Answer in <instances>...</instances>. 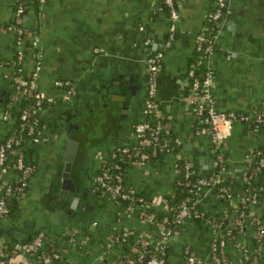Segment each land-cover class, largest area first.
Here are the masks:
<instances>
[{
  "label": "crops",
  "instance_id": "obj_1",
  "mask_svg": "<svg viewBox=\"0 0 264 264\" xmlns=\"http://www.w3.org/2000/svg\"><path fill=\"white\" fill-rule=\"evenodd\" d=\"M175 1L177 29L174 38L164 44L170 18L158 9L157 0H0V138L12 124V119L4 120L2 113L9 109L10 115L16 116L19 112L12 101L15 65L28 77L39 58L37 90L52 98L38 111V132L45 139L35 142L23 136V151L35 172L27 178L25 195L16 199L13 193L11 213L0 219V245L17 249L11 257L14 261L44 264L20 250L22 243L38 231L62 253L49 264H122L136 256L137 248L146 255L155 249L159 233L154 221L142 220L120 202L101 196L94 177L107 150L136 143L133 127L144 118L147 57L163 46L155 98L171 116L178 153H163L143 166L126 165L125 187L154 200L155 217L161 215L162 202L177 189L174 163L181 156L190 160L197 174L217 171L230 176V198L214 190L200 195V207L207 214L228 218L233 205L246 193L240 172L245 154L251 148H264V127L255 131L247 122H232L221 149L225 166L220 170L210 150V135L194 133L197 122L186 109L187 70L215 0ZM19 2L24 5L21 19L26 30L20 56L14 25ZM197 60L214 70L211 92L218 110L249 117L258 114L264 96V0H226L214 52ZM57 80L67 83L58 85ZM69 86L73 93L67 96ZM110 86L122 88L125 96L109 92ZM73 104L80 108V115L75 111L73 116ZM82 127H96L98 134L87 138ZM68 132L79 142L72 175L84 203L72 213L57 208L54 196L48 198L57 192ZM15 177L11 171H0V182H13ZM253 184L261 192L253 212L264 225V169L254 176ZM126 228L132 233L116 239ZM254 231L248 223L243 232L228 239L225 249L229 264H244L240 244L252 246ZM212 238L205 222L186 219L166 242V260L184 264L185 249L190 248L208 264L214 254ZM259 245L264 250V235Z\"/></svg>",
  "mask_w": 264,
  "mask_h": 264
},
{
  "label": "built area",
  "instance_id": "obj_2",
  "mask_svg": "<svg viewBox=\"0 0 264 264\" xmlns=\"http://www.w3.org/2000/svg\"><path fill=\"white\" fill-rule=\"evenodd\" d=\"M175 0H163L169 10V32L164 44H168L175 36L178 22V12ZM158 9H162V5ZM226 0H215L214 8L208 12L206 26L203 34L198 36L196 43L197 54L204 58L209 57L214 52V38L221 24L223 8ZM24 5L17 4L14 20L16 29V47L18 56L21 55V42L26 32L21 15ZM164 47V46H163ZM163 47L149 54L147 57L148 83L146 98L144 100L142 113L144 118L137 122L134 127L136 143L125 144L111 148L104 153L101 162L97 167L94 177V186L101 196L108 200L118 201L127 204L121 206L127 210H133L142 220H152L159 233V240L155 249L146 255L144 250L136 249V256L122 261V264H134L145 262L146 264H170L166 260V242L186 219L202 220L211 231L212 248L214 254L212 261L208 264H229L226 254V244L228 239L238 232H243L249 223L254 226V236L252 246L246 243L240 244L243 253L244 264H264V250L260 247L259 241L264 235V225L259 221L253 212V205L259 199V191L253 184L254 176L264 169V148H251L245 154V163L240 172L247 185L246 193L233 205L228 218L224 215H210L200 207V195L208 190H214L221 196L230 198V184L224 182V176L215 171L207 175L197 174L189 159L178 157L174 163V173L177 174L176 185L185 186L189 193L185 199L175 208L171 207L167 199L162 202L164 212L155 217L152 206L154 200L128 189L124 185V170L120 162L125 161L126 165L134 164L143 166L158 153L166 152L178 153L174 149L173 143H178L171 135V116L164 112L155 98L157 71L163 56ZM37 57V56H36ZM199 67L201 70L196 71ZM40 68V60L37 58L35 66L30 76L24 77L20 73L13 76L14 94L12 101L18 104L25 97H31L33 101L19 109L17 117L20 121L19 132L16 135L0 138V171L7 173L11 171L15 174V180L0 182V219L7 217L11 213L12 195L21 198L25 195L27 178L35 172V166L26 158L23 151V136H29L34 140L42 141L45 137L38 132L39 109L45 102H50L51 97L45 96L37 90V76ZM189 82L188 95L186 97V109L192 114L197 122L195 134L207 133L210 135V150L216 159L220 170L224 169L222 162V147L226 141L227 128L234 121L247 122L252 125L253 130L264 127V96L261 100V111L249 117L248 115L237 113L232 110L221 111L216 108L215 96L211 92L214 83L215 73L211 66H202L198 60L193 62L187 70ZM67 82L56 81V84L63 85ZM73 93L71 86L66 88V95ZM13 103V104H14ZM10 110L2 113L4 120L10 119ZM150 144V149H146L144 144ZM115 158V160H114ZM120 160V162H119ZM192 177V178H191ZM230 177V176H228ZM123 200V201H122ZM132 233V230L125 229L118 233L116 239H124ZM46 236L44 232H36L30 239L20 246V250L44 264H49L54 259L62 256L61 251L50 243V250L43 249L46 246ZM0 242H3L2 229L0 226ZM17 249L8 248L7 245H0V264H22L14 261L11 257L16 255ZM184 264H203L196 257L190 248L185 249Z\"/></svg>",
  "mask_w": 264,
  "mask_h": 264
},
{
  "label": "water",
  "instance_id": "obj_3",
  "mask_svg": "<svg viewBox=\"0 0 264 264\" xmlns=\"http://www.w3.org/2000/svg\"><path fill=\"white\" fill-rule=\"evenodd\" d=\"M109 92L117 93L125 96V90L122 88L115 89L113 86L108 88ZM119 98H112V101H117ZM71 109L73 116H75V111L77 114H81L80 108H76V104H73ZM76 126V125H75ZM66 129L69 131L71 126L65 125ZM78 140L73 138L71 132H68V138L66 140L65 151L63 153L64 165L62 170L58 171L60 173V182L57 187V192L54 194V200L58 201L56 203L57 208L62 209V211L72 213L77 211L84 206L83 202H80L82 195L78 192V188L74 182L72 175V166L75 160V155L78 147ZM92 198V196H91ZM29 237L27 238V240Z\"/></svg>",
  "mask_w": 264,
  "mask_h": 264
},
{
  "label": "trees",
  "instance_id": "obj_4",
  "mask_svg": "<svg viewBox=\"0 0 264 264\" xmlns=\"http://www.w3.org/2000/svg\"><path fill=\"white\" fill-rule=\"evenodd\" d=\"M157 1H158V4L159 5H162V10H164L166 13H169L168 6L163 2V0H157ZM174 2L176 3V1H174ZM198 56L199 55L197 54V50H196V55L190 61V64L189 65H191L193 62H195L197 60ZM200 70L201 69L199 67L196 68V71L197 72L200 71ZM14 73H20L21 74V71L17 70L16 65H15V72ZM189 82H190V78H189ZM32 101H33V99L31 97H25V98H23V100L19 101L18 104H16V107L19 110L23 106H26L29 103H31ZM11 119H12V124L10 126L9 132L5 135L6 137L7 136H10V135H16L19 132L20 121H19L17 115L16 116H13L12 115L11 118H10V120ZM171 135L174 136L173 132L171 133ZM172 145L174 146V149H178V146H179L178 143H173ZM144 146H145L146 149H150V144L145 143ZM161 155L162 154L158 153L156 156L152 157L151 160L156 159V158H158ZM114 160H115V158H114ZM119 162H120V160H119ZM120 163H121V165H122L123 168L126 167V162L125 161L120 162ZM230 181H231L230 177L224 176V182L230 184ZM259 194L261 195V192ZM187 195H190L191 197L193 196L192 193H189L188 192V190H187V188L185 186H182V185L180 187L178 186V188L176 189L175 193L172 196L168 197L167 202H168V204L171 207H173V209H175L185 199V197ZM123 203L124 204H127L128 202L127 201H123ZM123 203H121V204L123 205ZM45 244H46V246H44L43 249L50 250V246H51L50 245V242L49 241H46Z\"/></svg>",
  "mask_w": 264,
  "mask_h": 264
},
{
  "label": "rangeland",
  "instance_id": "obj_5",
  "mask_svg": "<svg viewBox=\"0 0 264 264\" xmlns=\"http://www.w3.org/2000/svg\"><path fill=\"white\" fill-rule=\"evenodd\" d=\"M94 115H96V117L99 115V113H95ZM84 126H85V124H84ZM82 128H84V129H86V131H85V137H87V138H90V139H93L94 138V136L93 135H97L98 134V132H97V134H96V127L94 128V127H88V128H86V127H82ZM97 128H98V126H97ZM100 128V127H99ZM98 131V130H97Z\"/></svg>",
  "mask_w": 264,
  "mask_h": 264
},
{
  "label": "flooded vegetation",
  "instance_id": "obj_6",
  "mask_svg": "<svg viewBox=\"0 0 264 264\" xmlns=\"http://www.w3.org/2000/svg\"><path fill=\"white\" fill-rule=\"evenodd\" d=\"M52 196H54V195H49L48 198H50V197H52Z\"/></svg>",
  "mask_w": 264,
  "mask_h": 264
}]
</instances>
